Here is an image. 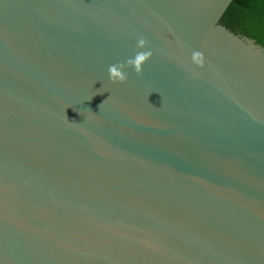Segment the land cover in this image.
<instances>
[{
    "label": "water",
    "instance_id": "water-1",
    "mask_svg": "<svg viewBox=\"0 0 264 264\" xmlns=\"http://www.w3.org/2000/svg\"><path fill=\"white\" fill-rule=\"evenodd\" d=\"M233 1L0 0V264H264V46Z\"/></svg>",
    "mask_w": 264,
    "mask_h": 264
},
{
    "label": "trees",
    "instance_id": "trees-1",
    "mask_svg": "<svg viewBox=\"0 0 264 264\" xmlns=\"http://www.w3.org/2000/svg\"><path fill=\"white\" fill-rule=\"evenodd\" d=\"M222 23L264 46V0H234Z\"/></svg>",
    "mask_w": 264,
    "mask_h": 264
},
{
    "label": "clouds",
    "instance_id": "clouds-1",
    "mask_svg": "<svg viewBox=\"0 0 264 264\" xmlns=\"http://www.w3.org/2000/svg\"><path fill=\"white\" fill-rule=\"evenodd\" d=\"M146 45V41L142 38L138 41V47L143 49ZM152 55L151 51H140L134 57L128 59L127 64L116 63L109 66V79L114 83H123L128 79V72L126 68H133L137 73L142 72L145 61ZM202 54L196 52L193 54V59L197 62H202Z\"/></svg>",
    "mask_w": 264,
    "mask_h": 264
}]
</instances>
